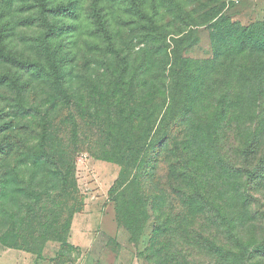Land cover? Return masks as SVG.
<instances>
[{"label": "trees", "instance_id": "16d2710c", "mask_svg": "<svg viewBox=\"0 0 264 264\" xmlns=\"http://www.w3.org/2000/svg\"><path fill=\"white\" fill-rule=\"evenodd\" d=\"M33 1L40 13L75 15L68 6L48 7L49 0ZM120 2L137 17L147 48L144 44L134 71L127 74L123 67L118 75L100 81L97 90L90 94L92 102L85 106H79L71 98L60 67L61 54L48 40L58 28L49 25V32L40 36L38 47L43 61L0 51V59L10 68L51 88L46 103L36 105L26 83L14 74H0V87L9 93L3 99L11 101V128L19 122L15 129L20 133L38 134L32 120L40 126L41 152L24 145L25 151L19 154L18 162L33 174L21 190L31 191L30 198L37 199L36 211L42 215L39 221L46 223L54 213L59 217L53 223L61 240L67 221L64 214L71 217L81 206L76 160L84 150L92 157L121 167L109 196L114 201L118 221L132 235L135 236L136 229L125 221L131 220L134 226L135 219L146 209L147 198L151 201L153 221L148 260L155 264H193L201 252L208 253L214 264H264V210L259 209L258 200L247 191L248 187L241 193L235 189V201L241 208L251 206L248 217L260 230L258 239L246 241L235 224V216L229 212L230 197H234L230 178H238L241 185L244 176L248 182L257 183L263 178L264 170L260 167L264 164L252 171L237 169L223 154V147L228 145L224 136L231 129L232 118L235 115L242 120L248 107L257 101L254 96H261L264 90V17L242 25L228 15L213 14L204 26L209 55L193 58L188 53L199 43L196 22L189 24L192 25L189 28L169 31L159 22L157 14L143 9L142 0ZM93 18L97 34L111 49L113 38L101 15L94 11ZM180 18L185 20L183 15ZM189 18L194 21L192 16ZM90 86L95 87L91 83ZM54 115L58 118H53ZM258 131L255 128L248 135L241 149L243 157L255 146ZM180 136L184 141L178 140ZM14 137L18 146L22 140L17 133ZM178 149L185 153L186 160L180 176L186 181L185 191L180 193L181 210H175L157 191L146 197L143 192L144 185L153 179L159 159ZM3 159L0 155V162ZM192 162H198L199 166L188 169ZM202 162H207L205 173ZM212 163L217 165L215 170ZM41 174L43 178L37 182ZM0 181L4 178L0 177ZM34 181L36 187H31ZM190 182L192 185H188ZM49 207L51 213L47 214ZM142 226L138 225L139 233ZM168 245L177 254L164 259L161 256Z\"/></svg>", "mask_w": 264, "mask_h": 264}, {"label": "rangeland", "instance_id": "374dc122", "mask_svg": "<svg viewBox=\"0 0 264 264\" xmlns=\"http://www.w3.org/2000/svg\"><path fill=\"white\" fill-rule=\"evenodd\" d=\"M142 2L143 9L157 14L159 22L169 31L189 28L192 22L199 25V43L188 53L193 58L209 55V39L204 26L210 22L213 14L228 15L242 25L261 21L264 17V0ZM57 5L68 6L75 15L40 13L33 0H0V51L23 59L43 61L44 56L38 47L40 36L49 32V25L58 28V31L50 34L48 38L51 39L48 40L61 54L60 67L71 98L79 106H85L92 102L93 97L90 94L97 90L100 81L107 80L108 76L118 75L123 67L127 74L134 71L141 49L147 48L148 43L140 35L141 27L136 23L137 17L129 13L127 6L120 0H49L47 6ZM94 11L101 15L112 35L111 49L96 32ZM180 15L185 20H181ZM6 73L14 74L21 82L26 83L27 88L33 92L32 98L36 100L33 104L40 105L43 101L46 103V98H49L47 93L51 88L45 83L39 84L35 79L28 78V74L10 68L0 59V74ZM90 83L95 87L92 88ZM261 92V96H254L257 101L248 107L242 120L234 115L231 129L224 136L228 141V145L223 147L224 157L237 169L252 171L255 166L264 164V90ZM6 94H9L8 91L0 87V155L4 158L0 162V177L4 178L3 182L0 181V264H155L147 258L152 236L151 201L147 198L146 209L135 219V227L131 220L125 221L136 229L135 236L132 235L118 221L114 201L109 196V189L119 176L121 167L117 163L92 157L84 150L78 154L76 160V182L81 206L71 217L64 214L67 221L62 239L57 238L59 235L55 231L56 224L53 220L59 219L55 213L49 215L46 223L38 220L42 215L36 211L37 199L30 198L31 191L21 190L33 174L18 160L19 154L25 151L24 145L32 148L34 152H41L43 149L40 144V126L37 121L32 120L38 134L20 133L15 129L19 122H15L11 128V101L3 99ZM235 113H238V109ZM53 118L58 117L54 115ZM255 128L259 129L255 146L243 157L241 149ZM15 133L23 141L18 146L14 141ZM178 140L184 141V138L180 136ZM184 155L178 149L166 152L159 159L152 181L144 185L145 197L157 191L175 210H181L183 198L180 193H184L182 191L186 187V181L180 178L183 174L182 168L186 165ZM206 164L207 162H202L204 173L207 171ZM190 166L196 168L199 164L192 162L188 169ZM212 166L214 170L217 168L215 163ZM260 168L264 170V166ZM34 174L37 175L38 172ZM195 176L193 174L192 178ZM38 178L42 179L43 174L37 177V182ZM244 180L245 176L241 178V185L238 178H230V190L234 197H230L232 205L229 212L235 216V224L239 231L241 229L245 240L253 242L258 239L260 230L256 222L248 217L251 206L246 204V209L237 206L235 189L241 193L248 187L247 191L258 200L259 209L264 210V175L257 183L248 180L244 183ZM188 185H192V182ZM31 187H36V181ZM51 208L49 207L47 214L51 213ZM141 223L143 226L139 233L137 229ZM207 229L211 230L210 227ZM212 232L214 233V229ZM134 237H137L135 242ZM162 254L161 257L165 259L177 254V250L168 245ZM214 262L208 253L199 252V257L193 259V264Z\"/></svg>", "mask_w": 264, "mask_h": 264}]
</instances>
